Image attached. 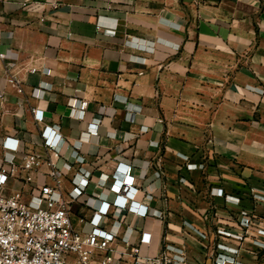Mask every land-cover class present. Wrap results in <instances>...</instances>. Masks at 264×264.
<instances>
[{
	"label": "crops",
	"instance_id": "obj_1",
	"mask_svg": "<svg viewBox=\"0 0 264 264\" xmlns=\"http://www.w3.org/2000/svg\"><path fill=\"white\" fill-rule=\"evenodd\" d=\"M50 1L0 0V167L11 153L6 137L19 139L18 160L23 151L48 156L42 129L59 126L53 161L63 193L79 165L90 173L72 206L76 229L88 230L91 208L114 198L109 182H98L122 162L132 165L136 199L166 213L121 215L119 235L130 224L132 242L150 241L142 255L171 245L190 264H216L220 243L241 264H264V200L250 190L264 189V0ZM80 99L88 101L82 117L71 104ZM34 108L43 110L42 122ZM97 117L98 133L89 134ZM48 171L46 163L31 173L17 168L5 192L28 198L54 185ZM115 247L125 252L115 254L119 264H133L126 244Z\"/></svg>",
	"mask_w": 264,
	"mask_h": 264
},
{
	"label": "built area",
	"instance_id": "obj_2",
	"mask_svg": "<svg viewBox=\"0 0 264 264\" xmlns=\"http://www.w3.org/2000/svg\"><path fill=\"white\" fill-rule=\"evenodd\" d=\"M61 1L51 0L50 5L58 7ZM97 28L100 29L101 25H97ZM105 31L115 33V29L112 28ZM31 70L36 71L35 68ZM9 81L13 82L15 78L11 77ZM2 96L3 92L0 91V97ZM71 104L73 112L82 117L88 101L74 100ZM33 112L35 119L42 122L43 110L34 108ZM100 120L101 118L97 117L89 122L87 127L89 134L98 133ZM42 137L44 146L52 153L44 156L37 151H23L20 160L17 158V153L21 150L19 139L6 137L4 140L3 145L11 153L5 158L6 166L0 167V264H119L115 254L118 252L125 255V252L115 247L119 239L129 247V254L134 258L133 264H190L181 253H178L177 258L174 255L177 252L171 245H165L155 255H142L143 246L149 245L150 241L141 235L137 242H132L133 227L130 224L126 226L124 235L118 234V229L123 226L120 217L125 213L139 217L150 214L160 218L166 217L165 211L154 209L136 199L139 187L134 183L132 165L127 163H118L111 175H101L98 184L105 186L109 182V189L113 192L114 198L111 201L103 200L97 207L91 208L87 222L90 225L88 230L76 229L72 218V206L85 193L90 182V173L79 165L73 175V188L64 194L61 189L63 172L53 161V156H59L60 144L63 141L59 126L45 125ZM74 157L78 164L85 161L77 154ZM45 163L49 166L48 174L54 180V185H43L28 198L5 192L8 177L17 168L31 173ZM65 164L68 169L74 168L70 163ZM187 167L205 169V164L188 162ZM162 173L159 169L155 171L157 177H162ZM256 187L255 185L250 188L251 193L256 199L264 200L256 194ZM215 193L224 196L230 203L239 204V199L226 195L223 188H217ZM243 214V225L250 226L252 217L247 212ZM80 221L86 222L85 218H81ZM105 221L111 222V229L105 226ZM192 229L201 237H206V234L197 228ZM217 232L223 236L241 238V235L223 228H219ZM216 249L220 250L214 258L216 264H241L233 255L226 253L231 251L227 245L218 243Z\"/></svg>",
	"mask_w": 264,
	"mask_h": 264
},
{
	"label": "rangeland",
	"instance_id": "obj_3",
	"mask_svg": "<svg viewBox=\"0 0 264 264\" xmlns=\"http://www.w3.org/2000/svg\"><path fill=\"white\" fill-rule=\"evenodd\" d=\"M257 186V185H256ZM256 194H258V195H261L262 193H263V191H264V189H263V187L262 186H257L256 187Z\"/></svg>",
	"mask_w": 264,
	"mask_h": 264
}]
</instances>
